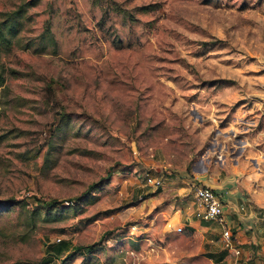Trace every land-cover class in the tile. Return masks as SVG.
Listing matches in <instances>:
<instances>
[{
  "label": "rangeland",
  "instance_id": "rangeland-1",
  "mask_svg": "<svg viewBox=\"0 0 264 264\" xmlns=\"http://www.w3.org/2000/svg\"><path fill=\"white\" fill-rule=\"evenodd\" d=\"M28 16L32 45L0 48V264L90 244L69 264H213L222 228L194 222L189 183L264 188V0H40Z\"/></svg>",
  "mask_w": 264,
  "mask_h": 264
},
{
  "label": "crops",
  "instance_id": "crops-1",
  "mask_svg": "<svg viewBox=\"0 0 264 264\" xmlns=\"http://www.w3.org/2000/svg\"><path fill=\"white\" fill-rule=\"evenodd\" d=\"M201 180L203 184L221 190L215 189L224 201L226 218L239 237L242 247L241 257L236 258L224 249L220 235L218 240H212L220 246V253L216 255L213 264H235V262L240 263L242 259L256 256L259 258L260 264H264V188L263 190L250 191L251 199H248L244 196L243 186L246 185L240 184L238 188H231L233 181L229 179L223 180L218 185H215L213 180H208L206 177ZM233 184L236 186L235 183ZM242 206H244V209H241ZM199 221L196 219L194 222Z\"/></svg>",
  "mask_w": 264,
  "mask_h": 264
},
{
  "label": "trees",
  "instance_id": "trees-1",
  "mask_svg": "<svg viewBox=\"0 0 264 264\" xmlns=\"http://www.w3.org/2000/svg\"><path fill=\"white\" fill-rule=\"evenodd\" d=\"M40 0H29L21 3L15 10L12 11H0V48H9L12 45H21L24 48L30 47L32 45V42L27 41L23 45L24 35H22V31L25 27V20L29 19L28 11L39 4ZM43 37L48 40H51L53 43V46L56 45V41L53 37V33L50 29V25L46 28V30L43 33ZM11 73H16L13 69H10ZM6 72L7 69L5 68V65H0V107L3 105L2 99H1V92L2 89H7L5 83H6ZM6 133H0V144L4 142L6 139ZM53 145L50 146V148L47 151V154L50 155L52 151ZM48 157V156H46ZM23 205L22 202H14L9 209H13L14 206L18 207ZM40 208H37V210L44 209L46 211H51L56 209V205L53 203H41L39 205ZM26 207L21 206V210L25 209ZM37 210L29 211L28 214L25 215L24 219V225L26 226V233H23L21 236V239L23 241H26L27 238L30 236L32 232H34L37 228V224L39 220L42 219L40 212ZM69 247L68 243L66 241H60V243L54 247L56 249L55 256L61 255L64 253V251L68 250ZM95 247V244H90L86 246H76L74 250L70 251L65 255L63 259H61L59 264H69L71 260H73L78 255H83L85 251L87 253H90L93 251ZM52 262V260H49L48 258L42 259L39 264H49Z\"/></svg>",
  "mask_w": 264,
  "mask_h": 264
},
{
  "label": "built area",
  "instance_id": "built-area-1",
  "mask_svg": "<svg viewBox=\"0 0 264 264\" xmlns=\"http://www.w3.org/2000/svg\"><path fill=\"white\" fill-rule=\"evenodd\" d=\"M156 184L160 185L161 181L157 180ZM190 186L198 202L196 218L200 221L214 222L220 225L224 249L236 258H240L242 255L241 241L226 218L225 205L220 194L209 185L198 181H191ZM241 209H244V206ZM235 264H260V260L256 256L242 259L240 263L235 262Z\"/></svg>",
  "mask_w": 264,
  "mask_h": 264
}]
</instances>
